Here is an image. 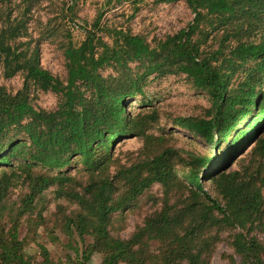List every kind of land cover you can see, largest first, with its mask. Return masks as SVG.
<instances>
[{
  "label": "trees",
  "instance_id": "1",
  "mask_svg": "<svg viewBox=\"0 0 264 264\" xmlns=\"http://www.w3.org/2000/svg\"><path fill=\"white\" fill-rule=\"evenodd\" d=\"M27 1L24 14L39 0ZM127 1L134 2L109 0ZM185 1L195 13L193 24L154 47L147 36L123 27L108 30L114 39L106 42L97 33L103 12L80 44L67 33L60 46L65 80L42 67L24 14L11 13L0 23V67L6 76L25 75L24 87L15 93L0 85V206L17 176L29 184L21 215L56 185L58 197L78 205L69 224L83 241L86 235L93 238L84 261L99 252L102 264H209L229 232L239 264H264V241L257 235L264 233V0ZM63 12L72 14L73 5ZM138 12L137 7L134 15ZM203 23L224 32L214 51H204L194 37ZM109 68L113 72L106 73ZM240 70L241 81L230 86ZM156 72L185 74L194 90L209 93L212 105L205 117H180L177 124L199 134L214 151L174 146L160 151L165 137L148 133V115L129 110L127 100L144 98L143 83ZM31 86L55 92L56 107L36 108ZM127 137L144 141L138 162L129 165L114 147ZM244 149L246 157L232 168ZM74 163L83 165L84 183L63 170ZM155 183L163 188L161 206L129 237L113 233L112 215ZM8 232L0 235L3 264H57L45 248L41 261L26 257L17 221Z\"/></svg>",
  "mask_w": 264,
  "mask_h": 264
},
{
  "label": "rangeland",
  "instance_id": "2",
  "mask_svg": "<svg viewBox=\"0 0 264 264\" xmlns=\"http://www.w3.org/2000/svg\"><path fill=\"white\" fill-rule=\"evenodd\" d=\"M74 1L73 4L72 0H39L32 6L30 13L24 14L29 5L27 0H11L12 3L8 0H0V23L5 21L11 13L13 18L24 14V17L29 20V37L33 39V45L38 46V56L42 67L62 80L67 77L65 59L60 48L66 41L65 35L71 33L73 42L80 44L86 38L87 29L91 28L100 12L104 13L101 24L103 28L97 33L110 44H113L114 38L108 30L123 27L147 36L154 47L159 40H164L167 36L187 28L195 20V13L185 0H133L134 2L122 3H111L109 0ZM69 5H73L74 12L65 15L63 9ZM137 7L139 12L134 15ZM55 28L61 32L59 35L51 34L52 29ZM223 36V30L214 29L207 23H203L194 37L202 43L204 51L211 52L218 49ZM230 41H227L225 45H231ZM253 63L254 61L248 63L246 68L251 64L254 65ZM108 72H113V69H107L106 73ZM242 76V70L238 71L230 86L236 87ZM24 79V73L6 76L3 68L0 67V85L5 86L8 91L15 93L22 89ZM143 84L144 98L132 97L127 100V105L129 110L136 109L148 115L150 119L148 133L165 137L161 138L164 140L158 147L160 151L170 146L181 150L214 151L199 134L177 124L180 117L207 115L212 105L211 96L207 91L194 90L185 74L156 72L147 76ZM30 94L36 108L50 110L57 105L58 95L55 92L41 91L31 86ZM249 144L251 140L245 146ZM114 147L115 155L122 163L129 165L138 162L144 141L142 138L127 137L114 143ZM245 149L236 154L233 165L230 164L232 168L238 167L242 159L246 157L248 150ZM220 165L224 168L226 163H220ZM83 168V165L74 163L63 170L69 175L78 176V180L84 183L88 178ZM179 174L181 175L182 172H178ZM56 189L57 186L54 185L44 191L35 199L29 210L21 215L23 199L29 191V184L23 175L17 176L3 199V205L0 206V235L8 234L13 221H17L20 239L25 241L23 251L26 257L41 261L42 249L45 248L57 264H79L84 261V250L93 242V238L91 235H86L84 241L80 239L76 229L69 224V218L76 213L78 205L65 197H58ZM162 199L161 184H153L128 208L112 215L110 226L112 232L124 238L129 237L137 226L143 224L146 216L161 206ZM228 234L229 232H226L222 235L223 240L216 245L209 264L240 263V256L229 244ZM257 235L264 241L263 232L258 231ZM153 246L158 245L155 243ZM102 263L103 255L99 252H95L89 260L83 262V264ZM0 264H3L1 258Z\"/></svg>",
  "mask_w": 264,
  "mask_h": 264
}]
</instances>
